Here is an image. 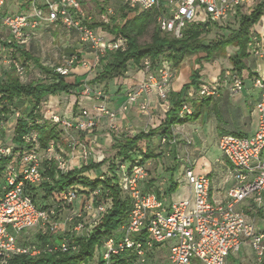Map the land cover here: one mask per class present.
Returning <instances> with one entry per match:
<instances>
[{
    "label": "built area",
    "instance_id": "built-area-1",
    "mask_svg": "<svg viewBox=\"0 0 264 264\" xmlns=\"http://www.w3.org/2000/svg\"><path fill=\"white\" fill-rule=\"evenodd\" d=\"M84 1L0 0L1 64L12 68L20 79L36 73L32 62L20 56L23 51H31L39 29L49 25L59 26L68 34L80 33L82 41L93 52L91 64L79 55H72L64 64L49 65L54 73L71 84L77 82L73 68L88 69L91 73L108 53L125 50L127 40L122 36L105 41L89 27L93 18L84 14ZM255 1L121 0L132 12L157 10L159 30L177 39L188 25L201 22L196 21L198 18L221 22ZM26 4L29 7L23 10ZM112 13L109 10V14ZM102 22L109 23L108 20ZM249 53L255 60L264 61V36H258L253 28L249 32ZM144 66L150 69V60H145ZM174 76L172 68L160 65L126 92L118 112L106 107L107 94L88 79L82 81L74 93L99 103L94 108L79 105L76 111L60 114L61 101L52 96L37 107L28 100L12 106L11 112L0 121V165L3 164L0 171V264H9L19 256L36 259L46 254L77 255L80 247L75 240L92 236L113 206L109 197H103L102 190L90 191L78 186L54 193V197L43 204L36 203L29 188L52 182L45 174L46 161L54 160L58 178L88 165L91 152L86 144L73 145L69 153L56 142L42 148L37 133L31 130L32 118H36V124L49 122L66 135L74 131L88 134L98 127L101 117L114 119L117 113L135 107L147 117L144 132H148L153 121L150 96L166 100ZM37 80L45 81L46 76L38 73ZM252 84L261 92L256 105L259 115L256 132L250 137L224 134L218 141L234 180L225 200L217 202L212 198L211 177L197 174L190 159L183 175L191 187V199L169 206L156 193L144 191L149 178L146 166L136 161L126 168L124 162H119V186L130 202V212L123 225L95 246L87 264H162L163 247L167 249L165 259L169 264H229L230 257L239 253L245 244L254 252L256 264L264 261V229L247 214L249 210L257 215L264 207V72L255 74ZM224 88L232 96L241 93L243 71L227 70L216 80L200 84L193 92L200 99H210L219 96ZM192 113L191 104L185 102L179 116L185 118ZM21 120L26 123V133L22 145H17L13 138ZM12 121L13 127L8 130L11 135L7 139L6 126ZM159 143L162 147L176 146V128L160 137ZM39 233L46 239H39Z\"/></svg>",
    "mask_w": 264,
    "mask_h": 264
},
{
    "label": "trees",
    "instance_id": "trees-1",
    "mask_svg": "<svg viewBox=\"0 0 264 264\" xmlns=\"http://www.w3.org/2000/svg\"><path fill=\"white\" fill-rule=\"evenodd\" d=\"M29 6L23 7L27 9ZM102 20H108V24L102 21L99 23L91 22L89 27L95 30H100L113 37L122 36L127 40V48L125 50H117L108 53L109 60L101 68L96 78L91 83L113 81L118 77L124 76L128 72L129 64L135 65L137 68L146 69L144 66L145 60H150L151 67L146 69V73H151L157 70L162 64L161 58L168 55V61L172 69L176 71L188 58L205 54L204 58H199L198 63L202 61L211 62L217 56H221L223 52L230 46L237 47V52L230 57V62L233 65L234 71L241 73L245 69L244 60L248 58L249 53V32L259 22L264 12V3L259 5L257 9L249 16H241L239 28L234 30L228 38L205 43V37L210 34L212 26H217L220 22H211L208 19L207 23L199 22L188 25L182 32V37L177 39L171 35L162 33L157 27L156 21L159 15L157 10L148 12H136L132 18H129L131 10L127 7H121V15L116 18L111 16L106 10H101ZM150 35V41L143 43L142 39ZM22 55L31 61L36 71L46 76L45 81L34 80L29 83L22 82L19 76L13 72L7 76L5 81H0V121L11 112L12 106L23 100H28L36 107L41 104L47 97H58L59 100L67 101L69 98H74L75 103L73 110L76 111L80 98L72 96L74 91L81 85L82 81L75 84L68 83L66 78L54 73L50 66H45L41 60L36 57L31 51L22 52ZM106 55V56H107ZM105 56V57H106ZM105 59V58H104ZM55 65V64H54ZM176 73V72H175ZM199 71L191 72L190 82L179 92L170 90L168 97L163 101L168 107L165 118L161 125L155 129H150L148 132L141 131L135 136H127L124 138L113 137L114 150L116 151V163H112L111 172L106 174V177L92 179L86 173L98 170L104 166L106 159L99 163H90L82 166L80 169L70 171L67 174L59 175L56 178V167L54 160L45 162V174L51 179V183H46L40 187L29 188V193L32 195L36 203L43 204L50 197H54V193H61L72 187L78 186L83 189L95 191L102 190L103 197H109L112 200V209L104 216L101 223L96 228V231L89 238H79L75 243L79 245L80 251L77 255L70 254H46L39 258L32 259L25 256L13 258L9 264H87L93 257L94 248L101 243L104 237L114 233L121 225L127 221L130 212V202L123 195L119 186V176L117 175V167L119 162H125L130 158V155L135 152L140 153L138 161L141 165H146L151 160L162 158L163 154L157 152L155 145H149L152 140L170 134L172 129L178 125H183L189 122L196 121L201 111L198 109L196 101H189L187 91L192 87L197 89L201 84L199 81ZM65 98V100H64ZM206 99H201L200 106ZM185 102H189L193 108V113L185 118H181L179 113ZM34 124L31 130L37 133V138L40 146L46 148L50 142H56L63 145L62 140L65 137L63 130L52 125L49 122L36 124V118H32ZM26 133V123L21 120L15 129L13 142L17 145H22V137ZM144 144L142 148L140 145ZM160 147V143H158ZM66 147V146H65ZM121 158L122 160H120ZM0 165V171L2 170ZM152 180L144 191L151 192ZM178 184L171 178L170 188L168 193L176 192ZM47 193L42 195V191ZM83 192V191H81ZM158 197L163 198L160 193L154 192ZM261 210V209H260ZM259 210V211H260ZM258 211V213H259ZM251 211H247L249 215ZM262 211H260L261 214ZM257 213V214H258ZM254 214V213H252ZM39 239H46V236L39 233ZM231 258V257H230ZM264 264V261L261 263Z\"/></svg>",
    "mask_w": 264,
    "mask_h": 264
},
{
    "label": "crops",
    "instance_id": "crops-1",
    "mask_svg": "<svg viewBox=\"0 0 264 264\" xmlns=\"http://www.w3.org/2000/svg\"><path fill=\"white\" fill-rule=\"evenodd\" d=\"M262 3H264V0H256L248 6L240 8L236 14H230L225 20L228 19L232 22H239L242 15L249 16ZM253 30L256 34H258V36H264V12L259 22L253 27ZM105 36L113 38V36L109 34ZM237 50V47L231 46V49L229 48L230 52L228 56H233ZM81 57L85 60H91L92 53H82ZM226 63V65H229L230 68L233 69V65L229 59H227ZM244 64V89L237 95H230L229 92L224 88L219 96L206 99V101L202 103L201 107V99L194 95V88L191 87L187 91L188 100L196 101L201 114L196 121L175 127L178 143L176 146L170 148L172 151L175 150L176 171L180 170L181 167L184 171L187 160L192 157L195 172L197 174L209 175L211 177V194L212 198L217 202H223L225 200L227 192L234 185V180L231 176L230 166L221 151L219 158L220 160H216V166H214V164L209 161L207 155L214 144L218 146L220 136L224 134H231L250 137L256 132L259 123V115L256 110V105L260 99L261 92L253 87L252 80L255 74L264 72V61H257L251 55H249L248 58L244 60ZM225 66L223 65L221 70L215 74L212 81L216 80L224 73V69L226 68ZM134 67L138 69L135 65ZM175 72L176 75L172 80L171 90L174 92H179L182 90L184 85L190 82L192 70L189 68H182L181 65L176 69ZM72 73L78 82L84 81L86 79L91 82L96 78V74L94 75L93 73H90L88 69L84 68H73ZM144 73L146 77V69ZM125 76H127V78L124 79L123 82H120L119 87L113 85L112 81H109L108 83L103 82L108 84V88H106L105 91L108 97L106 107L112 112H118L119 107L125 101L126 92L133 86L140 83L143 78H145L141 72L139 73L136 71L133 74H129V72H127ZM93 86L98 88L96 83ZM81 99L79 105L86 108H94L97 104H99L94 100ZM73 103L69 105L68 110L66 109L67 113L74 111ZM150 108L153 115V121L150 129H155L159 127L164 120L166 112L168 111V107L163 103V101L159 100L156 95H151ZM147 121V117L141 114V112H139L135 107H130L125 113H117L114 119H110L109 117L105 116L101 117L98 127L93 132L88 134L82 133L84 135V142H89L88 149L91 152V158L88 164L93 162L96 163V158H99L103 155V152L96 151L93 146L94 142L98 140V136L100 138H104L106 141H110L113 139V137L124 138L127 136H135L137 133L145 130ZM155 140H157L159 143L158 138ZM188 142H190V144H188ZM183 143H185V146L182 148L181 146ZM67 151H69V148H67ZM104 159L105 158H102V160ZM147 164L149 165V162ZM147 164L145 166H147ZM199 164L201 168L199 167ZM89 173H93V171L86 173V175L89 176ZM213 174H215L214 179ZM171 178H173L179 186L178 178L175 179L174 176ZM151 180L153 182L150 191L160 193L166 206H169L174 202L191 199L192 191L191 187L189 186V197L178 194V187L177 191L172 194L174 198L165 200L166 194L163 192L162 184L158 183L157 175H149L144 187L146 188ZM244 247L248 248L249 251H252L248 244H245L243 248Z\"/></svg>",
    "mask_w": 264,
    "mask_h": 264
},
{
    "label": "rangeland",
    "instance_id": "rangeland-1",
    "mask_svg": "<svg viewBox=\"0 0 264 264\" xmlns=\"http://www.w3.org/2000/svg\"><path fill=\"white\" fill-rule=\"evenodd\" d=\"M122 2L121 0H85L83 3V12L85 15L90 16L93 18L91 22H96L99 23L102 21V12L101 10H106L109 12L111 10L113 13L110 14L111 16H115L118 18L121 15V7H122ZM136 13V11L131 12L129 14V18H132L133 15ZM141 13V12H140ZM196 21H201L203 23H207L208 19L207 17H202L198 18ZM212 22V21H211ZM199 23V22H197ZM157 24V21H156ZM213 25V23H211ZM210 26L211 31L210 34L205 37V43L208 44L209 42L220 40L222 38H228L231 33L234 30H237L239 28V22L235 21L232 22L231 20H223L218 24L217 26ZM97 33L101 36L104 37L105 41H109L112 38H109L107 33L101 32L100 30H96ZM83 36L78 33V32H72L70 34L65 33V31L61 27H55V25H49V26H44L41 27L38 31V35L33 41V43L30 46L31 53L36 55L41 60V63L45 66H51L54 64H64V61L67 60L72 55H79L82 56V53H92V59L87 60L90 64L93 61V52L88 49V47L85 45V43L82 41ZM150 41V35H147L142 39V42H148ZM229 48L231 49V46L228 47L221 56H217L214 58L211 62H206L202 61L198 63L199 58H204L205 54H200L198 56H193L191 58L186 59V61L182 64V68H189L192 71H199L200 78L199 81L200 83H209L212 81L213 77L215 74L221 70L222 66L226 65L227 59H230L228 56L229 54ZM22 60H26L25 57L20 56ZM109 60L108 55L101 61V63L98 65L97 68L93 69L91 73L94 75L98 74L101 68L106 64V62ZM168 55H164L161 58V63L164 64L165 66H168L170 68L171 65L169 64L168 61ZM161 64V65H162ZM226 68L224 69V72L227 70H232L229 65L225 66ZM141 72L143 77H145V70L144 69H136L133 64H129L128 72L129 74H133L134 72ZM14 70L12 68H8L7 66H4L0 62V81H5L7 79V76L10 73H13ZM39 71H36V73H29L26 78L21 79L22 82L29 83L31 81L37 80V75ZM176 75V73H175ZM175 77V76H174ZM127 76H122L114 79L112 81L113 85L120 86V82H123L124 79H126ZM129 78V77H128ZM144 79V78H143ZM94 85L95 83H91ZM96 86H98L99 89L102 91H106V88H108V84H105L103 82H96ZM74 97L80 98V95L77 94H72ZM81 99V98H80ZM65 100V98H64ZM75 101L74 98H69L67 101L61 100V105L58 108V113L60 114H65L67 113L66 111L68 110L69 105H71ZM67 109V110H66ZM13 121L9 122L6 126L7 129V136L6 138L8 139V130L13 127ZM11 135V134H10ZM9 135V136H10ZM83 134L81 132H70L68 135L65 134L64 139L62 140L63 147L66 146V151L67 148H69L68 153L71 150V147L73 145H78V144H86L87 146L89 145V142H84L83 139ZM244 137V136H240ZM155 145V149L157 152H161L163 154L162 158L157 159V160H152L149 162V165L147 164L146 168L149 172V175H157L158 183L162 184L163 192L166 194L165 200H170L174 198V196L170 193H168V190L170 188V181L171 177L174 176L175 179L178 178L179 180V190L178 194L180 195H186V197L190 196V187L186 183L185 178H184V171L183 168L181 167L180 170L176 171L175 169V150H170L168 147H162L158 146V141L157 140H152V142L149 144ZM94 148L98 152H103V155L100 156L99 158H96V163H99L102 158L106 159V163L104 166L99 169V170H94L93 173H89V176L92 179H97V178H103L106 177V174L110 173V167L112 166V163H116L115 155L116 151L114 150V141L111 139L110 141H106L104 138H100L98 136V140L94 142L93 144ZM144 144L140 145L142 148ZM185 146V143L182 144V148ZM198 155V154H197ZM104 156V157H103ZM140 153L135 152L130 155V158L127 159L124 162V165L126 168H129L131 165V160H139L140 159ZM207 158L209 161H211L214 166H216V160L220 158V150L217 145H213L211 148L209 154L207 155ZM122 160L121 158H119ZM190 160L193 161V158L191 157ZM220 160V159H219ZM218 160V161H219ZM94 163V162H93ZM200 167V164H199ZM218 167V166H217ZM201 168V167H200ZM179 169V168H178ZM219 171V170H218ZM215 178V174H213V179ZM177 191V190H176ZM46 194L47 192L45 190L42 191V195ZM245 204H243L244 206ZM260 211L261 214H260ZM259 211L257 215L252 214V212L249 213L250 218H255L256 224L264 229V207ZM34 240V238H33ZM163 254L160 256L163 258L162 264H169L167 262V259H165V255L167 253V249L163 247ZM236 259V260H235ZM238 259V260H237ZM238 261V262H237ZM230 264H256V259L253 251H249L248 248L244 247L240 250L239 253L233 255L230 260Z\"/></svg>",
    "mask_w": 264,
    "mask_h": 264
}]
</instances>
